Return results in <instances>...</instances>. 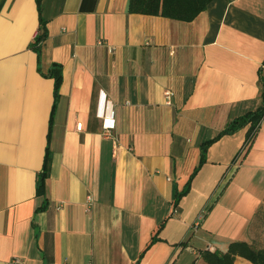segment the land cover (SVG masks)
<instances>
[{"label":"crops","instance_id":"crops-1","mask_svg":"<svg viewBox=\"0 0 264 264\" xmlns=\"http://www.w3.org/2000/svg\"><path fill=\"white\" fill-rule=\"evenodd\" d=\"M127 1L42 0L38 61L36 0H0V264H207L201 250L264 245V118L249 146L247 127L213 142L173 202L200 144L261 103L264 0H212L192 21Z\"/></svg>","mask_w":264,"mask_h":264},{"label":"trees","instance_id":"trees-1","mask_svg":"<svg viewBox=\"0 0 264 264\" xmlns=\"http://www.w3.org/2000/svg\"><path fill=\"white\" fill-rule=\"evenodd\" d=\"M212 0H128L127 11L129 13H141L149 15H160L175 20L192 21L198 14L206 9ZM37 8L39 11V24L36 33L30 43L29 47L36 51L38 61L41 57V45L47 37L46 20L41 17L42 0H36ZM264 64V60H263ZM54 80V102L50 116V127L53 119L54 108L60 96L59 87L62 81V67L58 63H52L48 71L44 74ZM259 81L261 85V103L253 110L247 111L240 116L232 118L224 128H222L213 138L208 139L200 144V158L197 166L194 168L190 178L188 179L185 187L181 191H176L174 195V204H177L181 197L186 195L190 189L191 179L198 171L199 167L206 162V152L208 147L224 135L232 134L238 129L247 127L245 139L242 147L249 146L253 138L256 136L262 119L264 118V75L259 70ZM49 158V147H46L44 163L42 170L36 176V196L43 197L42 204L36 208L37 210L44 209L47 206L45 199L46 192V177H47V161ZM158 233V232H157ZM156 233V234H157ZM156 234L152 236L150 244L158 240ZM149 244V245H150ZM200 256L207 264H234L235 258L240 256L250 261L252 264H264V245L255 246L247 241L236 240L229 243L227 250L209 251L201 250ZM192 264H197L193 262Z\"/></svg>","mask_w":264,"mask_h":264},{"label":"built area","instance_id":"built-area-1","mask_svg":"<svg viewBox=\"0 0 264 264\" xmlns=\"http://www.w3.org/2000/svg\"><path fill=\"white\" fill-rule=\"evenodd\" d=\"M172 95H173L172 91L168 90L165 92V96H166L168 103L170 102ZM79 127H80V125H79ZM110 127H111V124H109L108 126L106 125V128H110ZM87 202H88V204H91V202H92V197L90 195L87 196ZM176 211L177 210L175 209L174 212L176 213ZM17 261H18V259H17Z\"/></svg>","mask_w":264,"mask_h":264}]
</instances>
